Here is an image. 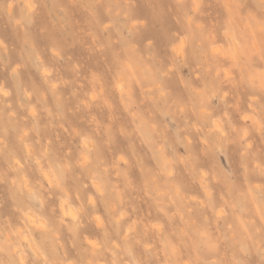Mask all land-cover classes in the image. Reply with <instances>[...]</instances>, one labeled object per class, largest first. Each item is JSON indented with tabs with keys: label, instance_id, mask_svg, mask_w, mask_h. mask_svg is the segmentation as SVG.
Returning a JSON list of instances; mask_svg holds the SVG:
<instances>
[{
	"label": "clouds",
	"instance_id": "obj_1",
	"mask_svg": "<svg viewBox=\"0 0 264 264\" xmlns=\"http://www.w3.org/2000/svg\"><path fill=\"white\" fill-rule=\"evenodd\" d=\"M0 264H264V0H0Z\"/></svg>",
	"mask_w": 264,
	"mask_h": 264
}]
</instances>
